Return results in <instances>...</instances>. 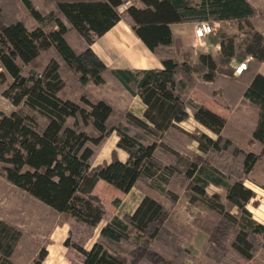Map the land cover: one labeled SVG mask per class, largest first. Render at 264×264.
Returning a JSON list of instances; mask_svg holds the SVG:
<instances>
[{"label":"trees","instance_id":"16d2710c","mask_svg":"<svg viewBox=\"0 0 264 264\" xmlns=\"http://www.w3.org/2000/svg\"><path fill=\"white\" fill-rule=\"evenodd\" d=\"M127 1L121 15L118 8ZM18 5L44 25L28 28L18 16ZM54 6V12L43 15L31 0H0V66L4 69L0 76L11 79L3 95L14 106L8 114L0 110V175L88 231L105 219V209L92 192L99 180L125 193L139 180L149 183L163 176L168 186L178 180L188 203L215 217L203 229L204 253L221 261L230 248L252 259L258 236L264 238V225L246 208L255 193L244 180L264 155V75L258 71L264 62V36L252 22L263 19L264 13L247 0H54ZM60 16L85 46L77 48L66 40L68 28ZM121 17L130 21L162 68L112 69L97 57L90 42ZM46 20L52 22L48 31ZM201 21L231 22L237 33L211 35V41L220 45L215 57L200 53L193 64L180 61L175 54L181 41L173 37L169 25ZM47 48L53 49L54 56L39 69L35 63L40 50ZM248 56L245 70L235 78L240 79L243 97L257 108L250 142L261 144L259 153L244 151L222 135L225 117L188 98L193 72L200 73L202 81H214L218 74L232 76V60L240 62ZM65 74L75 92L66 90ZM109 80L138 96L145 105L141 117L132 111L122 113L86 88L88 83L101 86ZM188 107L193 118L216 135L184 132L197 141L199 153L193 157L168 142L173 130L182 132L178 123L188 118ZM113 131L126 159L113 156L92 166L97 147ZM209 183L224 187L225 201L217 192L206 193ZM166 195L172 203L178 199L170 188ZM167 217L160 201L144 195L131 213L106 220L89 248L70 241V235L64 244L83 256L82 264H171L164 251L154 247L159 241L173 245L178 259L183 256L181 239L166 228ZM20 235V230L0 220V264H14L9 257ZM120 244L133 245L127 251L129 260L118 249ZM45 256L46 250L41 249L36 262Z\"/></svg>","mask_w":264,"mask_h":264},{"label":"rangeland","instance_id":"374dc122","mask_svg":"<svg viewBox=\"0 0 264 264\" xmlns=\"http://www.w3.org/2000/svg\"><path fill=\"white\" fill-rule=\"evenodd\" d=\"M50 1L51 0H31L33 8L43 15L55 11L54 0ZM17 7H19V18L25 21V25L28 28L44 25L38 23L32 17H28V13L23 6L18 5ZM125 7H127V5L123 3L122 6L118 8L121 15H123ZM60 18L63 17L60 16ZM208 22L212 23L214 21ZM252 22L255 29L264 36V18H255ZM198 23L199 22H197V24ZM45 24L47 25L46 28L44 27V30H50L52 22L49 23L46 20ZM218 24L219 26H217L215 32L209 35H215L219 31H224L227 34L237 33V26L234 23L220 21ZM72 35L73 34H69L68 36L71 45L77 48L81 47V41H78V39L74 38ZM193 39H195V37L192 38V42L195 41ZM190 46V49H196L193 47L194 45ZM175 55L180 61L187 60L190 64L196 62L194 61L193 56L195 55L193 51L185 54L180 49ZM51 56H54L52 48L41 49L35 64L40 69ZM250 59H248L247 62H249ZM237 63L239 62H231V67L233 69L232 76L218 74L214 81H202L200 73L197 71L193 72L191 77L193 83L188 91V98L189 94L194 90L195 95L200 101L205 102L208 107L226 112V122L228 123L225 127V132L221 131V134L223 135L229 131L230 135H233L234 132L232 129H241V134L239 131L238 133H234L235 135L233 136L235 138L227 135L224 136L229 137L234 144L246 151L254 148L252 147L253 143L250 142L252 138L251 133L248 131L252 122L251 118L255 116L254 108L256 110L257 108L243 97L240 79L235 78L237 74L234 71ZM227 67L228 66H225V68ZM2 72H4V69ZM65 77L67 83L66 90H68L70 87L69 83L72 79L67 78L68 76L66 74ZM10 81L11 79L7 74L0 76V110L5 114L10 113L14 109L10 100L3 95V91L7 88ZM86 88L92 96L106 99L115 109H118L122 113L125 111L137 110V99L118 83L110 80L101 86L88 83ZM72 90V87H70V93L74 91ZM225 109L228 111H225ZM187 112L188 118L182 121L181 127L178 125L182 132L173 130V133L169 135L168 142L180 153L193 157L194 154L199 153L197 141L193 137H189L190 135H186V132L194 135L205 133L213 138H215L216 135L193 118L190 107L187 108ZM195 122L198 123V126ZM246 134L250 136L248 137ZM116 136L117 134L113 131L103 140L100 146L97 147L95 156L92 160V166H97L107 160H111L113 156L123 158L124 153L118 151V147L114 142ZM181 183L182 182L176 180L175 183L168 186L163 176L159 179L158 177H154L149 183L139 180L133 186L134 188L131 194L126 197V194H124L125 192L122 193L105 181H99L92 192L105 209V219L102 220L97 227L88 231L89 229L79 225V222L73 217H66L63 213L53 210L24 190L7 182L0 175V220L14 226L21 232L19 241L15 245L9 259L14 264H82L83 256L71 246H66L64 244L65 239L70 235V241L73 240L82 244L85 248H89L97 239L100 226L104 224L106 220L131 213L134 206L133 201L141 194L139 192H142L149 194L150 197L154 196L155 199L165 206L168 215L165 221L166 228L169 233L173 232L177 238L181 239L179 246L183 251V256L179 259L177 250L173 245L172 247H167L160 241L156 246L154 245L155 248L164 251L166 259L171 261V264H264V238H262L263 236L261 235L258 236L260 243L257 245V251L250 260L240 257L230 248L226 251V255L221 261H216L207 256L203 250V246L206 242V233L203 229L207 226L208 222H215V217L201 206L188 203L185 197V189L179 188V184ZM244 183L246 187L250 188L255 193L254 197L246 204V208L250 210L254 220L264 225V155L259 158L253 169L248 173ZM167 188L177 193L178 199L176 202L172 203L167 197ZM205 190L207 194H212L214 192L219 193L222 201H225V189L223 186L209 183ZM231 211L234 213L237 212L235 207L231 208ZM131 246L133 245L120 244L118 248L127 260L130 259V255L127 251ZM41 249L46 250V256L40 263H37L36 260ZM185 250H188V252H185Z\"/></svg>","mask_w":264,"mask_h":264},{"label":"crops","instance_id":"0c3cea01","mask_svg":"<svg viewBox=\"0 0 264 264\" xmlns=\"http://www.w3.org/2000/svg\"><path fill=\"white\" fill-rule=\"evenodd\" d=\"M251 5L256 7L260 12L264 13V0H247ZM137 6H142L141 3L135 2ZM122 6V5H121ZM64 25L68 28L67 33L65 34L66 40L71 44L69 39V34H73L72 36L74 38H77L78 41H81L82 45L81 47L85 46L84 39L79 36L73 29H71L70 24L67 22L65 18H61ZM197 24V22H184V23H171L169 25L171 33L174 38H179L181 41V51H183L185 54L191 53L193 51L194 55V61L198 59V55L200 53H210L212 56L215 57L220 52V45L219 43H213L211 41V35L207 34L202 38H197L194 35V27ZM195 37L194 42H192V38ZM190 45H194L193 47L196 48L194 50L190 49ZM89 47L93 50V52L97 55V57L109 68L112 69H151V68H162L163 65L160 61V59L144 44V42L136 35L134 30L131 27L130 21L126 19L125 17H121L114 25H112L109 29H107L105 32H103L101 35H97L94 37V39L90 42ZM191 51H190V50ZM235 60H232V62ZM0 71H3V68L0 66ZM258 71L264 75V62H262L258 68ZM134 98L137 99L136 105L137 110H131L135 115L141 117L143 110L145 108V105L141 102V100L138 98V96H134ZM189 98L198 104H203L208 107V105L200 101V99L195 95V91L192 90V92L189 94ZM211 110L217 112L218 114L222 115L223 117H227L226 112H221V110L214 109L212 107H209ZM225 111H228L225 109ZM255 116L251 118L252 122L250 124V129L248 132L251 133L255 127L256 124V117H257V110L254 108ZM196 123V122H195ZM227 123L223 127L222 131L225 132V127L227 126ZM178 125L181 127L182 121L178 123ZM198 126V123H196ZM234 133L241 134V129H232ZM233 133V135H235ZM223 135L230 136L232 138H235L232 134L230 135L229 131ZM246 136H250L247 135ZM118 140V136L115 138V143ZM254 147L253 149H249L246 151H252L254 153H258L261 149V144L257 141H255L252 144ZM256 148V149H255ZM118 151L123 152V158L119 157V160L124 161L127 157L126 151H124L121 148H118ZM110 160H107L106 162H109ZM253 169V168H252ZM103 181V180H99ZM98 181V182H99ZM97 182V183H98ZM245 184V183H244ZM97 185V184H96ZM150 186V184H149ZM151 187V186H150ZM95 188V187H94ZM134 187L130 189L126 194V197L131 194V191ZM140 195L137 196V198L133 201L134 206L131 212L135 209V207L139 204L141 198L145 194L142 192ZM154 198V196H151ZM128 211V210H126ZM126 213V212H125ZM204 233V232H203ZM204 235V234H203ZM206 237V235H205Z\"/></svg>","mask_w":264,"mask_h":264},{"label":"built area","instance_id":"2783aa9c","mask_svg":"<svg viewBox=\"0 0 264 264\" xmlns=\"http://www.w3.org/2000/svg\"><path fill=\"white\" fill-rule=\"evenodd\" d=\"M129 2L127 1L126 2V5H128ZM220 22V21H219ZM218 21H214L212 23L208 22V21H203V22H199L196 26H195V29H194V35L197 37V38H202L204 37L205 35L207 34H211V33H214L217 26H219V23ZM251 57H247L244 61L242 62H239L236 64L235 66V73L236 74H239L241 73L245 68H246V65H247V61L248 59H250Z\"/></svg>","mask_w":264,"mask_h":264}]
</instances>
